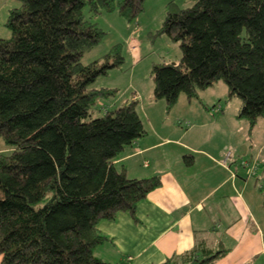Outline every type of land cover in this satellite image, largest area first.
<instances>
[{
  "label": "trees",
  "instance_id": "obj_1",
  "mask_svg": "<svg viewBox=\"0 0 264 264\" xmlns=\"http://www.w3.org/2000/svg\"><path fill=\"white\" fill-rule=\"evenodd\" d=\"M143 6L19 0L9 9L10 35L0 37V264H113L94 254L106 238L97 223L118 212L135 220L137 203L160 185L156 175L131 178L114 165L146 132L136 101L102 105L93 116L112 90L91 83L122 62L119 44L80 61L104 35L91 17L116 10L133 21ZM158 32L179 44L181 57L152 65L154 99L169 109L180 92L198 98L223 81L226 98H239L236 116L248 132L264 118V0H194L188 7L168 0ZM261 193L264 206V187ZM226 251L199 242L160 264H216Z\"/></svg>",
  "mask_w": 264,
  "mask_h": 264
},
{
  "label": "crops",
  "instance_id": "obj_2",
  "mask_svg": "<svg viewBox=\"0 0 264 264\" xmlns=\"http://www.w3.org/2000/svg\"><path fill=\"white\" fill-rule=\"evenodd\" d=\"M147 97L137 109L146 132L114 165L131 178L157 173L160 185L137 203L135 220L118 212L97 223L106 238L94 254L113 264H160L203 242L227 250L216 264H252L251 256L264 255V162L261 170L248 165L253 148L249 159L234 152L248 132L247 121L236 116L240 101L218 103L216 111L214 99L184 96L176 111L153 101L152 91Z\"/></svg>",
  "mask_w": 264,
  "mask_h": 264
},
{
  "label": "rangeland",
  "instance_id": "obj_3",
  "mask_svg": "<svg viewBox=\"0 0 264 264\" xmlns=\"http://www.w3.org/2000/svg\"><path fill=\"white\" fill-rule=\"evenodd\" d=\"M167 1L144 0L143 10L133 21H126L116 10L91 17V20L103 30L104 35L95 46L83 53L80 61L86 64L94 59H99L117 44H119L122 56V62L118 66L109 68L105 74L97 76L91 83L92 87H108L112 90L111 95L102 97L98 101L97 107L93 110V116L103 113L102 105L110 108L130 101H136V109L141 111L139 105H144L143 101H148L147 96L151 95V91H153L152 65L165 61L174 62L181 57L179 44L172 41L165 33L158 32L165 17ZM175 2L178 7H188L193 4L194 0H175ZM18 5L19 0H0V37H9L10 31L5 23L9 9ZM83 12L85 16L89 15L88 6L83 8ZM226 89L223 81H217L213 85L199 90L198 97L201 98V101L214 99L215 103L221 104L229 100L239 101V98L235 96L226 99ZM220 95L223 96L219 98ZM184 96L183 92L179 93L173 104L174 108L178 107L177 105ZM152 100L158 104H166L163 98L155 100L153 98ZM164 106L166 107V105ZM178 108L176 111H181L180 107ZM139 115L144 122L143 114ZM244 140L234 149L236 157L241 156L249 159V150L253 148L252 159L254 162H248V165L254 166V163H257L256 167L261 170L264 162V146L262 145L264 142V120L262 118L258 119L250 132H247ZM5 148L6 144L0 139V152ZM250 258L253 259L252 264H263L261 263L264 261L262 253L259 255L255 253Z\"/></svg>",
  "mask_w": 264,
  "mask_h": 264
},
{
  "label": "built area",
  "instance_id": "obj_4",
  "mask_svg": "<svg viewBox=\"0 0 264 264\" xmlns=\"http://www.w3.org/2000/svg\"><path fill=\"white\" fill-rule=\"evenodd\" d=\"M230 156V152L228 151L227 153H226V157L228 158Z\"/></svg>",
  "mask_w": 264,
  "mask_h": 264
},
{
  "label": "water",
  "instance_id": "obj_5",
  "mask_svg": "<svg viewBox=\"0 0 264 264\" xmlns=\"http://www.w3.org/2000/svg\"><path fill=\"white\" fill-rule=\"evenodd\" d=\"M154 175H157V173H155Z\"/></svg>",
  "mask_w": 264,
  "mask_h": 264
}]
</instances>
